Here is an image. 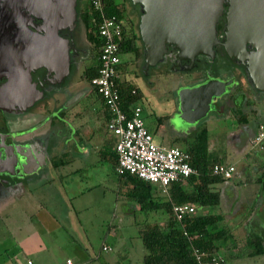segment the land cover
Listing matches in <instances>:
<instances>
[{
    "label": "rangeland",
    "instance_id": "obj_1",
    "mask_svg": "<svg viewBox=\"0 0 264 264\" xmlns=\"http://www.w3.org/2000/svg\"><path fill=\"white\" fill-rule=\"evenodd\" d=\"M119 1L124 8L125 22H131L132 27L137 31V34H139V21L142 14L141 9L138 6L133 5L131 0ZM86 4V0H77L75 8L77 12L76 18L78 17V12H82L85 9ZM75 29V34L73 35H75L76 38V45L81 50H86L88 52L86 58L82 59L80 69H78V75L82 66H85V64L92 65L89 58H92L93 49L87 40L88 31L79 17ZM136 44L140 48V58L132 55L122 56L121 60L123 69L121 77L135 83L144 94L145 98L139 102V106L142 108V118L145 127L154 136L156 143L162 142V144L166 146L170 145L169 143L173 136L180 135V139H187L192 137L199 129H207L208 149L210 153L213 156L218 155L223 164H228L234 167V173L231 178L232 182L224 185L225 189L223 190L225 191L222 192L223 196L220 206L217 208H208L206 210L210 213L222 214L223 221L221 222L220 227L228 229L232 233V243H230L229 247H225V243L221 244L220 242L219 247L223 248L224 252L221 251L219 253L225 256L227 264H264V254L255 257H249L247 255L248 248L251 247V245H248L250 241L248 236L249 231L252 230L257 232L264 238V209L263 211L257 212L248 211V206H251L249 209L253 208V211H256L255 206L250 205L249 202L255 194L254 187L256 188V186H258L256 178L260 176L263 168L260 167L257 169L254 161L248 162V159H250L248 157H243L242 159L236 157V150L231 148L232 141L228 140V138L232 136L230 135L231 132L235 131L238 127L237 120L241 118L243 119L240 120V123H243L246 119H250L253 124L252 126H254V124L264 125V90H259L262 93H259L256 98L254 96L255 93L251 89V85L249 86V84H247L246 78L243 76L244 74L239 67L233 69L231 73L226 74L225 72H222L219 77L223 79L230 78L231 76L236 77L238 80V92H241L243 100H248L250 105L247 106L243 104V107L246 109L241 110L229 101L228 107L231 108L232 112L231 116L227 115L226 117H219V115L215 114L212 108L209 116L200 123L199 127L196 126L193 130H189V133L181 134V132H184L183 130L185 129L187 130L190 125H184L183 123H185V121L176 115V113L179 112L175 100L177 91L181 86H198L202 84L206 81L205 73L207 72L204 73V71L200 70L196 71L194 74H172L169 69L170 60H166L164 65L159 63L158 66L150 69L148 75L145 77L143 75L144 48L141 39H139ZM218 60L219 58L215 61L214 65H211L210 69L208 68L209 72L214 73L217 70L218 65H220L222 61H226L225 59ZM40 73H37L36 75L40 76ZM83 82L82 78L78 77V81L76 82L78 83V89L81 88V90H84L83 87L86 85L83 84ZM149 93L152 94L153 97L150 96ZM237 96L241 97L240 93H237ZM64 102L65 96L63 94L54 93L52 96H48L44 101L40 102L35 107L34 111L39 109L45 115L49 114V112H56V110L57 112H62L64 110H61L60 108ZM221 105L226 108L224 102L217 103L216 109L219 110ZM65 112H84V119L81 120V125L78 126V143L81 141L86 146H83L85 147L84 149L80 148L78 150V152L82 151V155H79V153L76 152L74 154L78 159L80 157L88 158L82 159L85 163L83 165L84 170L77 174H68V171H60L58 174L55 172L54 186L57 187L58 191L66 197H70V195L76 193L79 195L78 202L81 204L82 208H85V210L78 214V227L84 225V228L88 231L87 235H84V237L81 238L83 245L89 250V252L101 255L102 257L100 261L111 257L116 261V264H142L145 249L143 248L141 239L138 235L139 230L144 228L146 218L149 223L156 221L161 224L163 221L162 213H149L148 216H146L145 213L138 212L135 219L139 226L135 225L136 227L134 225H129L132 224L133 218H130V220L127 221L126 218L124 219L120 215L119 208L122 203L134 202L123 199L128 192V188L125 187L124 184L120 185L121 181L113 173L110 163L101 162L99 160V151L111 152L113 150L115 136L106 131L103 120L104 118L103 115H101L103 114L102 108L97 101V97L95 95H89L82 98L76 107L69 108ZM0 115L3 114L1 113ZM159 124L162 126V130L158 128L160 131L157 130ZM91 130L93 131V134L91 133ZM173 131L177 133L173 134ZM88 135L94 138L89 141L87 137ZM175 143L176 144L173 146L182 147L177 141H175ZM79 146L80 145L78 144L76 147L79 148ZM74 154H72V156L75 157ZM246 164L248 165V174H251V176H253L254 173L258 174L255 178L250 177V179L248 175H245L244 169ZM80 166H82L81 163L70 165L69 170L73 168L76 169ZM254 170L256 171L254 172ZM60 174L62 176H69L65 180H59ZM242 179L245 180L244 184L247 182L248 184L253 185V187H248V189L241 191L243 187L238 186L237 182ZM19 186L21 185L19 184ZM156 189L157 195L164 196L167 193L158 186H156ZM103 190L104 194L102 195L101 192ZM81 194L83 195L81 196ZM66 203L70 206L69 201H66ZM73 205L75 207L79 206L78 203ZM47 207L49 208L50 206ZM18 208L19 207H17V209ZM17 209L16 212H20V210ZM5 214L6 212L4 213L6 218L3 219V223H6V225L9 226L8 221L10 220V217ZM44 220V222L48 223L49 217ZM120 222H123L122 228L119 226ZM50 223L51 226L54 227L57 222L52 220ZM110 223L115 225V238L106 236L107 226ZM35 224L37 227L36 231L40 233L38 234L39 240L44 242L46 245L45 247L49 249L53 247V258L56 261L60 259L65 260V255L71 253L73 247H77L67 244L66 232H64L65 226H63V224H61L60 228H52V232H49L41 222H36ZM0 227L3 229V232L6 231L3 228L4 226L0 225ZM6 234L7 232L5 235ZM78 236H80V233H78ZM9 241L13 242L12 239H8L7 237H0V243L2 242V245H0V263L1 258H3L7 264V259H9L14 252L20 251L17 245L10 243ZM53 241L55 243L58 242L60 245L52 244ZM87 241L88 244H86ZM50 243L52 245H50ZM102 245H109L112 250L109 252H103ZM81 247L82 246L78 244V249ZM23 255L24 256L19 255L15 258L16 263H25L27 253L25 252Z\"/></svg>",
    "mask_w": 264,
    "mask_h": 264
},
{
    "label": "flooded vegetation",
    "instance_id": "obj_2",
    "mask_svg": "<svg viewBox=\"0 0 264 264\" xmlns=\"http://www.w3.org/2000/svg\"><path fill=\"white\" fill-rule=\"evenodd\" d=\"M19 2L22 1H16L8 6L3 0H0V114H3L0 115L1 223L4 219V213L9 212L17 200L16 194L20 189L19 184L26 186L28 175L39 172L49 159V153L44 144L54 140V136L57 137L60 133V131L56 133L52 125L42 135L31 136L29 130H15L14 124L16 121L27 113L35 112V107L54 93L65 96V102L60 108L64 111L50 112L59 121L63 119L62 113L69 108L76 107L82 98L95 95L94 88L87 81V73H85V70L91 65L85 64V66H82L80 73L77 75L82 59L88 55L86 50L78 48L75 35H73L75 34L78 17L72 27H66L57 33L61 39L66 41L68 48V73L61 75L58 71H50L45 66H37L41 64L40 57L45 55V52L42 55V51L41 54L38 51L41 43L45 42L39 39L45 37L46 34L41 29H46V27H44L43 21L30 14L26 6ZM133 5L138 6L137 4ZM138 7L141 9L140 6ZM228 10L229 0H225L217 25L218 43L214 47L213 56L198 55L193 62H190L189 60L180 59L179 51L174 46H168L162 61H159L156 65L146 67L144 61L143 75L146 77L150 69L158 66L159 63L164 65L166 60H170L169 69L172 74H194L200 70L204 73L207 72L205 73L206 81L203 84L210 80H219L221 83L226 84L225 92L211 101L210 113L212 108L215 111L217 103H226L227 100L234 104L237 93L241 94V92H238V80L235 76L227 79L219 77L222 72L231 73L233 69L239 67L244 74L242 75L246 78L247 84L251 85V89L255 93L254 96L257 98V95L262 92L255 86L249 72V59L255 55L256 49L252 44L246 43L243 50H238L236 54L229 55L224 47L228 30ZM218 58L226 61H222L214 73L209 72L211 65H214ZM89 59L92 64V58ZM53 69L57 70V67ZM37 73H40V76H37ZM78 77L82 78L83 84L86 85L83 87L84 90L78 89V83H76ZM192 87L194 85L179 87L180 90L178 89L177 95L182 89ZM149 95L153 97L152 94L149 93ZM177 95L175 100L178 105ZM144 98L142 93V99ZM247 102L248 100L244 104ZM222 108L223 105L219 109ZM190 118H193V116Z\"/></svg>",
    "mask_w": 264,
    "mask_h": 264
},
{
    "label": "trees",
    "instance_id": "obj_3",
    "mask_svg": "<svg viewBox=\"0 0 264 264\" xmlns=\"http://www.w3.org/2000/svg\"><path fill=\"white\" fill-rule=\"evenodd\" d=\"M86 2L85 9L78 12V17L88 31L87 40L93 49V63L85 70L87 81L91 84L92 79L97 76L99 68L98 58L102 39L97 30L100 14L94 10L89 0ZM101 2L105 15L115 16L123 23L122 35L118 40L121 58L127 55L140 58V48L136 44L140 36L132 27L131 22H125L124 8L121 2L119 0H101ZM122 69L121 60L117 66L116 84L120 95V105L127 110L128 107L142 101V92L135 83L121 77ZM92 87L102 108L106 128L109 111L101 95L93 85ZM147 131L150 133L148 129ZM182 139L184 138L176 139L182 145L178 148L189 156V164L196 170V174L181 182L171 184L164 196L157 195V185L129 173L118 174L115 147L111 152L99 151V160L110 163L114 174L121 181L120 185L124 184L129 187L128 199L138 205L140 212L145 213L146 216L149 213L157 212H161L163 215L161 224L156 221L149 223L146 218L144 228H139L138 235L145 249L142 264H196L194 250L206 253L208 260H211L212 257L215 258V262L212 264H227L225 256L219 253L224 252L219 245L221 242V244L225 243V247H229L232 243V233L230 230L220 227L223 221L222 214L206 211L208 208L220 206L222 200V189L220 188L232 182L231 178L224 179L213 173L215 165L226 164H223L220 157L210 153L207 129L201 128L192 137ZM256 179L259 185L264 184V167ZM182 204L195 205L196 212L191 216H184L181 221H178L173 214L172 207ZM248 236L250 238L248 245L251 247L248 248L247 255L255 257L264 254L263 236L252 230L249 231Z\"/></svg>",
    "mask_w": 264,
    "mask_h": 264
},
{
    "label": "crops",
    "instance_id": "obj_4",
    "mask_svg": "<svg viewBox=\"0 0 264 264\" xmlns=\"http://www.w3.org/2000/svg\"><path fill=\"white\" fill-rule=\"evenodd\" d=\"M203 84V83H202ZM200 84V85H202ZM198 85V86H200ZM197 87V86H194ZM192 87V88H194ZM191 89V88H189ZM179 96V95H178ZM241 97L236 96L234 99V105L239 109L243 110L246 109L243 107V104L246 102L243 100L242 94H240ZM226 108H222L217 110L215 108V114L219 115V117H226L231 116V108L228 107V101L226 100ZM245 105H250L249 102H247ZM178 110L179 112L176 113L179 118L183 119L185 123L184 125L188 124L190 125L188 129L184 132H181V134L189 133V130H193L196 126L199 127L200 123L203 122L208 116L209 113L200 121L196 123H189L188 120L182 115L180 111V98L178 97ZM246 112V111H245ZM32 113V114H31ZM27 113L24 117L21 119H18L16 123L14 124L15 130H29V134L31 136H34L36 134L42 135V133H45L49 130L50 126H54V131L57 133L60 131V133L57 135V137L54 136V140L50 141L49 143H43L44 146H46V150L49 153V159L47 160L45 166L41 168V170L33 175H28V184L26 186L22 185L20 186V189L18 190L16 194L17 200L15 201V204H13L12 209L7 212L6 214L9 215L10 220L8 221V225L6 223H0L2 226H4L5 232H3V229L0 227V237H7L8 239H12L15 245L19 247L20 251L14 252V254L7 259V264H18L15 261V258H17L19 255L24 256L23 254L26 252V261L24 264H28L30 261L32 264H57V263H63L65 260L70 259L72 260L73 264H116V261L112 259L111 257L107 259L101 260V255H97L95 253L89 252L87 248L83 245L81 238L84 237V235H87L88 231L84 228V225H80L78 227V214L81 212H84L85 208L81 207V204L78 202V193L70 195V197L64 196L61 192L58 191L57 187L54 186L55 182V172L60 171H68V174H77L78 172H81L84 170V161L82 159H87L88 157H76L74 154L79 153V155H82V151L78 152V150L84 149L86 146L83 142L79 141L78 143V126L81 125V120L84 119V112H63L61 121L56 118V116H52L51 113L45 115L43 112H41L39 109L35 112ZM39 113V114H36ZM249 113V112H248ZM101 114V113H100ZM36 115V116H35ZM102 115V114H101ZM242 115V114H241ZM86 116V115H85ZM98 116V115H97ZM36 117V118H35ZM245 120V119H244ZM258 120V119H256ZM250 119H246L243 123H240L239 120H237V129L233 132H231V137L228 138V140L232 141V147L235 149L236 153L235 156L239 159H242L243 157H248L249 161H254L256 163L255 167L263 168L264 167V141L262 143V147L259 146L253 147L250 144V141L257 133V128L259 124H253L251 123ZM161 125L157 127L161 129ZM187 128V127H186ZM162 130V129H161ZM107 131V129H106ZM160 131V130H159ZM90 133V132H89ZM91 133L93 134V131L91 130ZM177 132L173 131V134ZM180 133V132H179ZM153 136V135H152ZM89 141L94 138L90 135L87 136ZM180 135L173 136L170 145L166 146L161 143H157L160 146L163 147H176L173 146L176 141V139H180ZM154 138V136H153ZM86 140V139H85ZM87 141V140H86ZM117 141V138L115 137L113 148L115 147V143ZM155 141V140H154ZM78 144L81 146H78ZM72 154L75 155L72 156ZM218 156V155H216ZM219 157V156H218ZM99 161V160H98ZM81 163L82 166L77 167L76 169H70V165ZM244 173L245 175H248L250 178H255L257 173H254L253 176L251 174H248V168L247 164L245 165ZM256 170H254L255 172ZM114 173V172H113ZM69 176V175H68ZM67 175L62 176L59 175V180H65L68 178ZM250 178V179H251ZM248 179V180H250ZM245 180H239L237 183L238 186L243 187L241 191H244L248 189V187H253V185H250L245 183ZM244 184V186H243ZM258 184V183H257ZM129 188L128 186H125ZM247 187V188H246ZM224 187L222 188V192L225 191ZM255 194L253 198L250 200L249 204L252 206H255L256 211H253V208L249 209L251 206H248V211L257 212V211H263L264 209V184H261L256 186ZM101 194H104V190L101 192ZM128 194V192H127ZM125 195L126 201H129L128 195ZM83 194H81L82 196ZM223 196V195H222ZM67 200H66V199ZM66 201L70 202V206L66 203ZM79 206H74L73 204H77ZM47 206H50L49 208ZM17 207H19L17 209ZM261 208V210H260ZM17 210H20V212H16ZM120 215L122 218H126L127 221L130 220V218H133L132 224H129L130 226H139L138 222L136 221V216L139 211L138 205L135 203H122L121 207L119 208ZM39 218H37V217ZM49 217V222H44L46 218ZM3 218H6L3 216ZM260 219V217H259ZM56 221L54 227L51 226V221ZM261 220V219H260ZM36 222L43 223V226L46 227L49 232H52V228H60L61 224L65 226L66 232V240L68 245L77 246L73 247L71 253L66 254L65 260H55L54 257V251L53 247L50 249L45 247L43 241L39 240L38 234H40L38 231H36ZM262 222V220H261ZM263 223V222H262ZM120 228L123 226V222H120L119 224ZM135 226V227H136ZM109 227V229H108ZM115 225L113 223L108 224L107 226V237L115 238L116 232L114 233ZM7 234L5 235V233ZM78 233H80V236H78ZM3 235V236H2ZM36 237V238H35ZM42 239V237H41ZM43 240V239H42ZM54 245H60L58 242H52ZM50 243V245H52ZM78 244L82 246L80 249H78ZM88 244V241L86 242ZM2 245V242L0 243ZM45 247V249H44ZM106 248V249H104ZM108 248V249H107ZM123 248V247H122ZM112 248H110L109 245H102V251L103 252H109ZM30 254V255H28ZM5 259L1 258L0 264H6L4 261ZM102 262V263H100Z\"/></svg>",
    "mask_w": 264,
    "mask_h": 264
},
{
    "label": "water",
    "instance_id": "obj_5",
    "mask_svg": "<svg viewBox=\"0 0 264 264\" xmlns=\"http://www.w3.org/2000/svg\"><path fill=\"white\" fill-rule=\"evenodd\" d=\"M11 6L16 1L30 14L43 21L46 29L45 37L39 39L51 45L48 53L53 58L52 50L64 53L65 64L63 73H68V48L65 40L57 33L66 27H72L76 20L77 0H3ZM44 4L45 13H35L31 4ZM141 7L139 21V36L144 48L146 67L154 66L162 61L168 46H174L179 51V58L193 62L198 55L213 56L214 47L218 43L217 25L222 14L225 0H131ZM56 3V14L52 15ZM62 2V3H61ZM264 0H229L227 14L226 48L240 44L243 48L250 43L256 53L249 59V72L255 86L264 90ZM68 10V14H64ZM58 17V19H56ZM62 20L64 23H62ZM61 22V23H60ZM240 42V43H239ZM54 46V49H53ZM50 71H55L48 65ZM27 76V75H26ZM259 80H262L259 82ZM226 84L219 80H210L205 84L182 89L179 92L180 111L189 123H196L204 118L210 110L211 101L225 92ZM209 90H212L208 93ZM32 104V103H31ZM30 104V105H31ZM193 118H190L192 117Z\"/></svg>",
    "mask_w": 264,
    "mask_h": 264
},
{
    "label": "built area",
    "instance_id": "obj_6",
    "mask_svg": "<svg viewBox=\"0 0 264 264\" xmlns=\"http://www.w3.org/2000/svg\"><path fill=\"white\" fill-rule=\"evenodd\" d=\"M95 11L100 14L98 34L102 39L99 53V68L97 76L91 84L101 95L109 111L106 124L107 131L117 138L115 151L117 154L118 174L129 173L146 182H150L167 192L168 187L181 182L196 174V170L189 164V156L178 147H163L158 145L144 124L142 108L139 104L123 109L120 105V95L117 89V66L121 63L118 40L121 38L123 23L115 16L104 13L101 0H89ZM264 141V125L259 124L257 133L250 141L255 147H262ZM213 173L230 179L234 173L231 165H215ZM174 216L181 221L184 216H191L196 212L192 204L174 205ZM106 249V248H104ZM108 249V248H107ZM196 264H212L215 258L206 259L204 252L194 250ZM28 264H32L30 261ZM73 264L67 259L63 263Z\"/></svg>",
    "mask_w": 264,
    "mask_h": 264
},
{
    "label": "bare ground",
    "instance_id": "obj_7",
    "mask_svg": "<svg viewBox=\"0 0 264 264\" xmlns=\"http://www.w3.org/2000/svg\"><path fill=\"white\" fill-rule=\"evenodd\" d=\"M47 3H48V6L46 7V9L49 11L50 7H53L52 15L56 14V10H57L56 9V3L55 4H49V2H47ZM44 4L42 5V1H41V5L32 3L31 4V9L35 13H45L44 8H43ZM262 11H264V8L262 9ZM64 14H66V16H67L68 10H66V11L64 10ZM62 23H64L63 20H62ZM244 47H245V45H244ZM50 48H51V45H49L48 43H46V42L41 43V47L39 48L40 50L38 51V53L41 54V51H42V55H43L44 52H45V55L40 57L41 58V64L42 65H48V66H50L52 68H56L57 67L56 71H58L59 74L63 73V68L65 67L64 66V64H65L64 53L63 52L60 53V51L59 52L58 51L55 52L54 50H52L53 58H55V59L52 60V57L48 53ZM53 49H54V46H53ZM229 49H230V51L233 52V54H236L238 52V50H243L244 48L240 44H237V45H232L231 47H229ZM261 81L262 80H259V82H261ZM211 91L212 90H209L208 93L211 92Z\"/></svg>",
    "mask_w": 264,
    "mask_h": 264
}]
</instances>
